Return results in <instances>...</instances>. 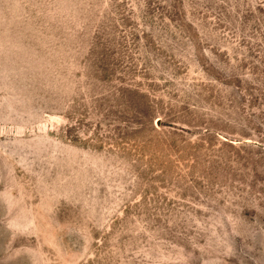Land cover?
Segmentation results:
<instances>
[{
  "label": "rangeland",
  "instance_id": "rangeland-1",
  "mask_svg": "<svg viewBox=\"0 0 264 264\" xmlns=\"http://www.w3.org/2000/svg\"><path fill=\"white\" fill-rule=\"evenodd\" d=\"M0 264H264V0H0Z\"/></svg>",
  "mask_w": 264,
  "mask_h": 264
}]
</instances>
